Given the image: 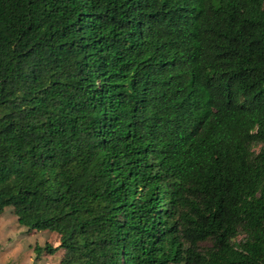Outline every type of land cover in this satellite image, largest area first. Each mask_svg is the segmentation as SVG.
Segmentation results:
<instances>
[{
    "label": "trees",
    "instance_id": "16d2710c",
    "mask_svg": "<svg viewBox=\"0 0 264 264\" xmlns=\"http://www.w3.org/2000/svg\"><path fill=\"white\" fill-rule=\"evenodd\" d=\"M7 208L70 264H264V0H0Z\"/></svg>",
    "mask_w": 264,
    "mask_h": 264
},
{
    "label": "rangeland",
    "instance_id": "374dc122",
    "mask_svg": "<svg viewBox=\"0 0 264 264\" xmlns=\"http://www.w3.org/2000/svg\"><path fill=\"white\" fill-rule=\"evenodd\" d=\"M258 150V148H257ZM242 236L239 237V240ZM46 244L56 250L55 254L34 252L36 246ZM210 247V243L201 244ZM0 264H70L67 253L60 248L59 236L49 231L28 232L16 221L11 208L0 217Z\"/></svg>",
    "mask_w": 264,
    "mask_h": 264
}]
</instances>
